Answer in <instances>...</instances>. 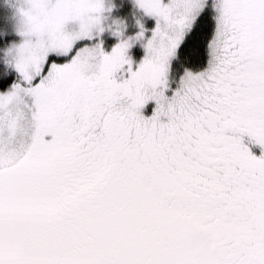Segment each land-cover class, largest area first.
<instances>
[{"label": "snow or ice", "instance_id": "snow-or-ice-1", "mask_svg": "<svg viewBox=\"0 0 264 264\" xmlns=\"http://www.w3.org/2000/svg\"><path fill=\"white\" fill-rule=\"evenodd\" d=\"M123 4L3 2L0 264H264V0Z\"/></svg>", "mask_w": 264, "mask_h": 264}, {"label": "rangeland", "instance_id": "rangeland-1", "mask_svg": "<svg viewBox=\"0 0 264 264\" xmlns=\"http://www.w3.org/2000/svg\"><path fill=\"white\" fill-rule=\"evenodd\" d=\"M3 2H4V0H0V18L2 19V25L1 26L5 27V26H10L11 22L10 21H6L4 19L5 15L8 14V13H6L5 8L3 7ZM118 2H119V0H118ZM114 15L122 16V17H117V19H121L122 18V19L126 20L127 26H128L127 27V33L128 34H132V33H134L137 30L136 25H135V18L132 15L131 0H124L123 7L120 8L118 11L114 10ZM105 35L107 37V41H108L109 45L111 43L115 42L114 38L111 37L110 34L106 33ZM137 49H139L141 51V53H140V56H141L143 54V49L140 47L139 43H137L135 45V51H137ZM139 57L137 59H139ZM251 147H252V150L257 155L260 154L261 148H260L259 145H251Z\"/></svg>", "mask_w": 264, "mask_h": 264}, {"label": "trees", "instance_id": "trees-1", "mask_svg": "<svg viewBox=\"0 0 264 264\" xmlns=\"http://www.w3.org/2000/svg\"><path fill=\"white\" fill-rule=\"evenodd\" d=\"M2 25V19L0 18V26ZM2 27V26H1ZM111 41V40H110ZM136 53V58H138L140 56L141 51L139 49H137V51H135Z\"/></svg>", "mask_w": 264, "mask_h": 264}]
</instances>
